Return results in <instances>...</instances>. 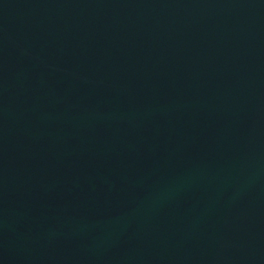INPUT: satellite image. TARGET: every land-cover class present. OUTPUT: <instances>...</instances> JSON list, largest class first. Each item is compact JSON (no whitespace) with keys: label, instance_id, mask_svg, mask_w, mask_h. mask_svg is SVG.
Here are the masks:
<instances>
[{"label":"water","instance_id":"1","mask_svg":"<svg viewBox=\"0 0 264 264\" xmlns=\"http://www.w3.org/2000/svg\"><path fill=\"white\" fill-rule=\"evenodd\" d=\"M0 264H264V0H0Z\"/></svg>","mask_w":264,"mask_h":264}]
</instances>
